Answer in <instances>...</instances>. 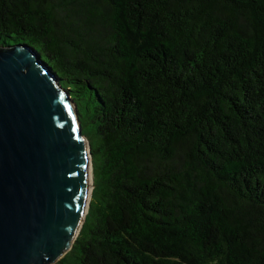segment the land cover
Segmentation results:
<instances>
[{
	"label": "trees",
	"instance_id": "trees-1",
	"mask_svg": "<svg viewBox=\"0 0 264 264\" xmlns=\"http://www.w3.org/2000/svg\"><path fill=\"white\" fill-rule=\"evenodd\" d=\"M0 43L90 114V206L56 264H264V0H0Z\"/></svg>",
	"mask_w": 264,
	"mask_h": 264
},
{
	"label": "water",
	"instance_id": "water-1",
	"mask_svg": "<svg viewBox=\"0 0 264 264\" xmlns=\"http://www.w3.org/2000/svg\"><path fill=\"white\" fill-rule=\"evenodd\" d=\"M86 141L36 50L0 46V264H56L72 249L86 219Z\"/></svg>",
	"mask_w": 264,
	"mask_h": 264
},
{
	"label": "rangeland",
	"instance_id": "rangeland-1",
	"mask_svg": "<svg viewBox=\"0 0 264 264\" xmlns=\"http://www.w3.org/2000/svg\"><path fill=\"white\" fill-rule=\"evenodd\" d=\"M80 116H81V121L84 127V135L86 136V139H91L90 114L86 109L81 108ZM92 173H93V170H92ZM93 181H94V178H93ZM93 188H94V184H93Z\"/></svg>",
	"mask_w": 264,
	"mask_h": 264
},
{
	"label": "bare ground",
	"instance_id": "bare-ground-1",
	"mask_svg": "<svg viewBox=\"0 0 264 264\" xmlns=\"http://www.w3.org/2000/svg\"><path fill=\"white\" fill-rule=\"evenodd\" d=\"M86 144H87V147H88L87 148V152H89L90 147H89L88 141H86ZM88 162H89L88 167H89V177H90L89 178V193H88V198H87L86 210L84 212V215H83V218H82V222L84 220V217L87 216L86 212H87V208L89 207L90 200H91V196H92L91 195V193H92L91 191H92V187H93V174H92V165H91L92 161H91V157L90 156H88ZM81 225H82V223H81Z\"/></svg>",
	"mask_w": 264,
	"mask_h": 264
}]
</instances>
